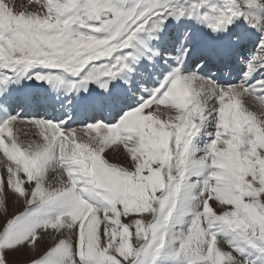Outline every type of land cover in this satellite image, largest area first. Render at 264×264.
<instances>
[{
	"label": "snow or ice",
	"instance_id": "1",
	"mask_svg": "<svg viewBox=\"0 0 264 264\" xmlns=\"http://www.w3.org/2000/svg\"><path fill=\"white\" fill-rule=\"evenodd\" d=\"M254 9L264 0H0V85L36 66L48 71L30 78L69 92L134 78L130 63L169 16L213 33L243 18L260 32L235 84L185 72L182 41L180 62L115 123L0 120V264H264V16ZM209 120L212 138L198 149ZM21 126L39 139H20ZM106 150L126 159L110 162ZM8 194L23 211L7 212Z\"/></svg>",
	"mask_w": 264,
	"mask_h": 264
},
{
	"label": "rangeland",
	"instance_id": "2",
	"mask_svg": "<svg viewBox=\"0 0 264 264\" xmlns=\"http://www.w3.org/2000/svg\"><path fill=\"white\" fill-rule=\"evenodd\" d=\"M20 2H23V0H17V3H20ZM188 2H190V0H173L171 3H169V2L168 3L172 7H179L180 5L188 3ZM253 11L256 13L257 20H259V18L261 16H264V10L257 11V10L254 9ZM183 18L185 19L186 16H183ZM205 26H206L205 24H202V25L199 24L197 26L191 25V27L188 26L187 28H185L184 31L187 32V34H189L190 37H195L197 39V42L200 41V42L204 43V38H203L202 31H204ZM249 27H251V22H248V23H246L243 26V32L246 34V36H247V32H248ZM233 33H234L233 36H235L236 33L235 32H233ZM255 33L257 35L256 36L257 38L255 40V42L257 44L259 42V37H260V32L257 30V28H255ZM169 35H171V33ZM195 40H193L192 42H194ZM249 44H250V42H246L245 43V40H244V46L246 47L245 49L247 51L246 54H247L248 58L251 55V53L254 52L255 49H256V44H255V46L253 48H251V50H250L249 47H248ZM184 47L187 48V49L191 48L190 44H185ZM129 59H131V58H129ZM147 59H148V56H147V52L145 50L144 57H142V58L140 57L139 63L141 65H145L148 62ZM189 72H191V71H189ZM7 75L9 76V72L7 73ZM135 75H136L135 73L131 74V76L134 77V78H135ZM203 76L208 77L207 75H203ZM126 78H128V80H131V78H129V75ZM8 81L9 82L12 81V79H10V76H9ZM150 81L151 80H148L147 83H145L143 85L146 94L144 93L142 95H139L138 97L136 96V98L131 100L133 102L131 104V105H133V107L136 106V104L139 102V98L147 97L150 94V92L148 90L152 89V84H153ZM139 84H142V83L139 82ZM135 85L138 87V85L136 83H135ZM137 91L138 90L136 88L131 89V92L133 93L134 96H135ZM123 111H125V110H122L121 112H123ZM8 116H15V114H10ZM119 116H118V118H119ZM35 117L39 118L41 116H35ZM118 118H115V119L117 120ZM45 119L50 120L49 118H45ZM0 120H2V119H0ZM75 127H78V125H76ZM75 127H73V128H75ZM201 130L202 131L200 132L199 136H197L199 138L196 137L197 138V140H196L197 143L195 145H196V148H198V149H203V147L208 142H210L212 137H211V135H209V133L214 131L213 122L211 120L207 121L205 127L202 128ZM34 132H35V129H31V130L28 131L27 136H25V130L21 126V131L19 133L20 139H22V140H24V139H28V140L39 139L38 136L34 135ZM106 158L109 159L110 162H113V163H123L124 160L126 159V154L123 152V150H121L120 153H116L114 151L106 150ZM55 177H56V173L54 171L50 172L49 173V182H54L53 178H55ZM20 211H23V201H18L11 194H8V196H7V212L9 214H16V213H18ZM4 217H5V211H4L3 208H0V223L4 222ZM49 232H51V230H49ZM66 235H67V233H66ZM54 239H56V235L55 234H53V235H44L43 238L40 240L38 248H37L36 251L40 252L42 254V252L45 251L48 246H51V244L54 241ZM29 255H35V253L29 252ZM23 262H27V260L23 256H21L19 258V263H23ZM163 264H171V258L164 257L163 258Z\"/></svg>",
	"mask_w": 264,
	"mask_h": 264
},
{
	"label": "bare ground",
	"instance_id": "3",
	"mask_svg": "<svg viewBox=\"0 0 264 264\" xmlns=\"http://www.w3.org/2000/svg\"><path fill=\"white\" fill-rule=\"evenodd\" d=\"M215 35V34H214ZM224 45H227L226 43L224 44ZM191 54H192V57H194V56H196V53H197V51H192V52H190ZM189 53V54H190ZM223 54H225V52L223 53ZM188 56V55H187ZM187 56L185 57V58H187ZM185 58H183V60L185 59ZM211 58H212V60L213 59H215L216 58V56H215V54L214 53H212L211 54ZM210 62L211 61H209V60H207V61H204L203 62V66H201V69H200V71H199V73H201V74H205V73H210L211 71H212V75H211V78H214V76H213V73H214V71L213 70H210L211 69V66H210ZM190 63H192V62H190ZM189 66V65H188ZM184 70V69H183ZM186 70H190V66L189 67H187V69ZM186 70H184V71H186ZM237 73H238V71H235L234 69H229V70H227L225 73H221L222 74V78H225V77H231V78H234V79H236V76H237ZM215 76H217V73H215L214 74ZM219 78H221V77H219ZM120 95H121V98H123V92L121 93H119ZM110 107L111 108H113V106L112 105H110Z\"/></svg>",
	"mask_w": 264,
	"mask_h": 264
},
{
	"label": "crops",
	"instance_id": "4",
	"mask_svg": "<svg viewBox=\"0 0 264 264\" xmlns=\"http://www.w3.org/2000/svg\"><path fill=\"white\" fill-rule=\"evenodd\" d=\"M20 264H27V262H23V263H20Z\"/></svg>",
	"mask_w": 264,
	"mask_h": 264
}]
</instances>
